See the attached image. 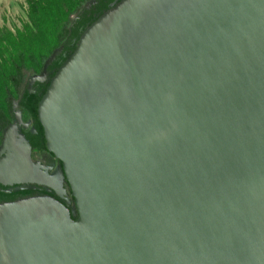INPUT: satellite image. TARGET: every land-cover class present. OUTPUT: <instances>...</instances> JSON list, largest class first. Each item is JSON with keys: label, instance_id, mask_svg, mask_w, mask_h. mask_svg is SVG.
<instances>
[{"label": "water", "instance_id": "1", "mask_svg": "<svg viewBox=\"0 0 264 264\" xmlns=\"http://www.w3.org/2000/svg\"><path fill=\"white\" fill-rule=\"evenodd\" d=\"M11 104L0 185L74 207L0 204V264H264V0L111 4L36 105L58 177Z\"/></svg>", "mask_w": 264, "mask_h": 264}, {"label": "trees", "instance_id": "2", "mask_svg": "<svg viewBox=\"0 0 264 264\" xmlns=\"http://www.w3.org/2000/svg\"><path fill=\"white\" fill-rule=\"evenodd\" d=\"M88 1L23 0L25 12L20 28L0 27V134L12 121V101L31 121L33 129L41 131L36 105L48 80L74 49L81 33L119 0H93L95 4L85 10ZM57 47L62 49L47 67V81L34 83V92L28 93L25 88L28 73L37 74L45 58ZM24 135L29 141V133Z\"/></svg>", "mask_w": 264, "mask_h": 264}, {"label": "flooded vegetation", "instance_id": "3", "mask_svg": "<svg viewBox=\"0 0 264 264\" xmlns=\"http://www.w3.org/2000/svg\"><path fill=\"white\" fill-rule=\"evenodd\" d=\"M113 2L115 0H112ZM95 1L91 3L89 6L94 5ZM111 5V4H110ZM88 7H84L85 10H89ZM33 75L31 72L28 73V77ZM27 77V78H28ZM26 78V79H27ZM45 83V82H43ZM34 83L31 85V92H34V89L32 88ZM26 88V86H25ZM23 122H27V126L25 128H21V132L24 135L26 132L29 133V145H30V158L32 161L37 162L39 165H41L43 168L47 170L48 174H52L56 177H58V167L60 166L59 162L53 158V156L48 153L45 150L44 146V139L42 134V129L40 127V132L35 131L33 129L32 123L29 119H26ZM31 129L34 131L31 132ZM25 136V135H24ZM44 147V148H43ZM61 188L64 191L63 198H58L56 193L52 190L46 189L44 187H31V186H2L0 185V204L11 202L17 199H22L26 197H33V196H48L52 197L54 199H57L61 202L68 201V204H66L67 208L71 211L74 207V204L72 202V199L70 197V192L68 189V185L65 182L64 179L60 180ZM75 218V215L74 217Z\"/></svg>", "mask_w": 264, "mask_h": 264}, {"label": "rangeland", "instance_id": "4", "mask_svg": "<svg viewBox=\"0 0 264 264\" xmlns=\"http://www.w3.org/2000/svg\"><path fill=\"white\" fill-rule=\"evenodd\" d=\"M25 4L23 0H0V25H8L10 30L20 28L24 21ZM22 121L27 117L21 113Z\"/></svg>", "mask_w": 264, "mask_h": 264}, {"label": "crops", "instance_id": "5", "mask_svg": "<svg viewBox=\"0 0 264 264\" xmlns=\"http://www.w3.org/2000/svg\"><path fill=\"white\" fill-rule=\"evenodd\" d=\"M1 26H2V25H0V27H1ZM3 26H4V27H6V28H9V26H8V25H4V24H3Z\"/></svg>", "mask_w": 264, "mask_h": 264}]
</instances>
